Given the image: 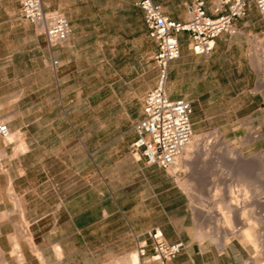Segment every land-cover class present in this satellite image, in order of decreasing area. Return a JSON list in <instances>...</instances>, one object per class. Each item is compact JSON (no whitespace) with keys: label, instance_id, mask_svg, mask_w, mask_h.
<instances>
[{"label":"crops","instance_id":"obj_1","mask_svg":"<svg viewBox=\"0 0 264 264\" xmlns=\"http://www.w3.org/2000/svg\"><path fill=\"white\" fill-rule=\"evenodd\" d=\"M154 1L172 19L187 20L186 7L178 10L164 5V0ZM217 1L206 0L210 14ZM74 4L73 0H44L48 11L63 12L68 19L72 47L80 35L72 15ZM137 8L144 35L153 44V60L157 47ZM16 19L25 21L20 10ZM236 25L235 35L216 39L209 57L193 54L188 34L179 35L181 57L170 64L167 92L171 99L192 103L194 131L198 123L195 114L206 105L203 94L212 98L231 92L223 86L225 81L231 85L228 77H247L242 61L246 60L250 37L263 33L257 30L264 28V15L251 7ZM45 44L49 62L45 60L43 68L14 78L13 82L23 87L0 102V126L6 124L10 135H19L12 143L0 136L2 257L7 264H18L13 255L17 245L24 264H131L137 239L150 244L149 232L160 228L169 243L187 244L170 264H197L191 207L175 173L148 165L144 157H133L130 152L136 139L133 126L142 117L143 101L141 113L128 114V120L114 125V131L111 120L96 125L94 109L80 113L79 109L66 108L58 113L55 107L46 108L39 85L28 88L26 84L43 79L53 85L59 82L68 50L62 45L50 49L46 40ZM53 59L59 61L56 69ZM85 114V121L73 118ZM139 260V264H157L149 255Z\"/></svg>","mask_w":264,"mask_h":264},{"label":"rangeland","instance_id":"obj_2","mask_svg":"<svg viewBox=\"0 0 264 264\" xmlns=\"http://www.w3.org/2000/svg\"><path fill=\"white\" fill-rule=\"evenodd\" d=\"M73 1L72 15L80 35L74 47L71 46L72 36L62 45L68 52L66 62L59 70V82L53 85L43 79L26 86L39 85L45 94L46 108L55 107L58 113L66 108L79 109L80 113L94 109L96 125L111 120L114 131V125L124 124L128 114L138 116L141 113L143 97L155 84L157 70L152 60L153 44L144 35L136 0ZM164 2V5L185 10V4L190 0ZM19 10L16 0H0V102L23 87L15 84L14 78L43 68L45 60L49 62L45 56V37L34 24L16 19ZM260 31L263 33L250 37L246 60L242 61L247 77H228L231 85L225 81L223 86L231 88V92L225 91L212 98L211 94L204 93L206 105L195 114L198 123L194 135L206 141L217 139L218 143L227 146L222 149L220 143L210 154L200 152L202 156L197 154L194 158L192 171L186 172L182 167L175 173L191 207L197 264H264L263 254L256 252L239 234L222 246L228 236H221L224 229L227 230L218 221L222 189L231 186L232 190L243 192L240 174L257 178L253 156L264 155V48L255 43L256 40L264 43V28H258L257 32ZM233 69L236 71L238 66ZM230 96L232 99L228 98ZM73 118L82 122L88 117L85 114ZM239 150L244 153V161H239L233 154ZM191 178L193 186H183ZM249 191L253 195V188ZM257 227L264 232V224L258 223ZM200 228L208 234L219 233L213 238L200 239ZM21 230L23 227L19 232ZM1 254L0 251V257Z\"/></svg>","mask_w":264,"mask_h":264},{"label":"built area","instance_id":"obj_3","mask_svg":"<svg viewBox=\"0 0 264 264\" xmlns=\"http://www.w3.org/2000/svg\"><path fill=\"white\" fill-rule=\"evenodd\" d=\"M18 2L21 18L41 31L50 49L70 39L72 29L68 19L59 12L48 11L44 0ZM137 5L157 47L153 57L157 77L156 85L144 96L142 117L133 126L136 139L130 145V152L133 157H144L148 165L167 171L194 135L192 103L186 99H171L167 92L170 64L181 57L179 35L188 34V45L193 54L209 57L216 39L222 35H235L238 32L236 22L251 7L264 15V0H218L212 14L207 10L206 0H191L186 6L187 20L184 22L172 19L154 0H139ZM58 64L59 61L53 59V67ZM0 136L9 139L6 124L0 126ZM149 238L150 244L137 239L136 253L139 257L149 255L157 264H170L187 248L184 241L169 243L160 228L152 229Z\"/></svg>","mask_w":264,"mask_h":264},{"label":"bare ground","instance_id":"obj_4","mask_svg":"<svg viewBox=\"0 0 264 264\" xmlns=\"http://www.w3.org/2000/svg\"><path fill=\"white\" fill-rule=\"evenodd\" d=\"M262 46L264 48V44ZM262 52H264V50ZM18 137V134H12L10 135L9 139L5 141L14 142L16 139H18ZM256 137H259V134L256 135ZM204 140L201 136L193 135L192 140L187 145L184 152L177 158L173 166V173H176L182 167L186 168V172L192 171L193 160L196 156H198L197 154H200L201 156L202 154L200 152H205L203 154H210V151H212L213 147L221 143H218V140L215 139L214 141L205 140L206 143H209L206 144ZM224 146L227 145L221 143L222 149H224ZM226 148L227 147H225V149ZM233 154L236 155L239 161L245 160V156L242 150L233 152ZM253 158L254 163L257 167V178H255V175L253 176V178H250L249 176L245 175L246 173L240 174L243 182V185L240 184V187H243V192L241 190L239 191L238 189L237 191L236 189L232 190L231 186L223 189L220 187L222 189V193L218 202V208L220 209L221 218H218V221H220L224 225L223 227L227 230L225 231L224 229V232L221 233V236H228L227 238H224V244H222V246H225V243L229 239L233 238L234 236L236 237L239 234V236L241 235V237H243L242 239H245L252 244L256 252H261L264 256V232L262 233L261 229L257 227L258 223L264 224V155L258 153L254 155ZM251 174L249 175L251 176ZM183 186H193L192 178L185 181L183 183ZM225 186L226 185H224L223 187ZM250 188H253V195L249 194ZM216 233L219 232L217 231L214 232V234H208L205 233L201 228L198 230V236L200 239H203L205 237L213 238ZM14 250L15 251H13V255L16 257L17 263L24 264L23 257L21 254H19V248L17 245H15ZM2 255L3 253L0 257V264H7V261L2 257ZM139 262V256L136 253L131 258V264H139Z\"/></svg>","mask_w":264,"mask_h":264}]
</instances>
